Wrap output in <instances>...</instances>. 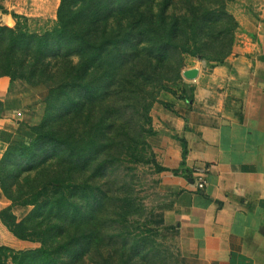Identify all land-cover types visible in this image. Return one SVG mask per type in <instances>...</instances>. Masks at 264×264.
Instances as JSON below:
<instances>
[{
  "label": "rangeland",
  "instance_id": "obj_1",
  "mask_svg": "<svg viewBox=\"0 0 264 264\" xmlns=\"http://www.w3.org/2000/svg\"><path fill=\"white\" fill-rule=\"evenodd\" d=\"M0 3L1 26L42 34L56 27L62 0ZM67 5L81 8L79 19L94 13L90 33L80 47L62 39L44 49L52 64L61 56L66 70L90 68L87 79L96 96L87 99L79 86L51 94L55 77L35 85L21 80L38 97L31 104L38 122L20 121L15 134L0 129L8 142L0 187L6 197V191L24 199L40 191L42 197L40 204L25 206L8 199L19 222L30 219L29 239L14 236L4 218L0 238L3 243L12 237L15 252L39 248L43 241L54 252L29 255L26 264H130L131 253L154 250L158 212L170 200L161 192L159 176L166 170L159 169V153L170 144L171 120L193 97L197 81L188 70H199V78L252 41V23L264 25V0ZM3 112L0 101V121ZM41 124L45 141L30 130Z\"/></svg>",
  "mask_w": 264,
  "mask_h": 264
},
{
  "label": "crops",
  "instance_id": "obj_2",
  "mask_svg": "<svg viewBox=\"0 0 264 264\" xmlns=\"http://www.w3.org/2000/svg\"><path fill=\"white\" fill-rule=\"evenodd\" d=\"M252 24L254 39L236 54L199 78L188 70L193 97L159 153L170 200L158 212L154 250L141 249L132 264H264V25ZM37 98L23 81L0 77V129L15 134L20 121L36 124ZM7 150L0 137V163ZM184 150L189 177L173 173ZM196 167L205 169L204 185ZM9 205L0 187V210Z\"/></svg>",
  "mask_w": 264,
  "mask_h": 264
},
{
  "label": "trees",
  "instance_id": "obj_3",
  "mask_svg": "<svg viewBox=\"0 0 264 264\" xmlns=\"http://www.w3.org/2000/svg\"><path fill=\"white\" fill-rule=\"evenodd\" d=\"M0 9L4 10L1 3ZM80 13L81 8L79 6H77L76 9H73L67 5V0H62L58 11V23L51 31L38 34L35 32L24 31L19 28L16 29L0 25V77L7 76L11 80H23L30 85L45 81L48 77H55V89H51V94L65 92L70 88L69 86H79L84 89L85 97L87 99L91 100L94 98L96 94L93 92L92 83L87 79L88 75L92 73L90 68L85 69L84 72H81V69L66 70L61 66V56L58 57L56 64H52L51 61L48 60L49 55L44 49L45 46L47 47L53 42L57 45L62 44V39H69V41L72 40L75 45L74 47H80L81 43L85 42L87 33H90L91 31L89 26L92 25L89 21L94 17V13H92L90 15L91 18H85V16L88 15L85 12L81 17V19L85 21H82L78 17ZM13 15L17 19L23 18L15 13ZM66 57L69 58L68 55H66ZM55 67L56 69L53 70ZM57 73H61L63 76H58ZM52 74L56 75L50 76ZM58 79L60 80L58 81ZM44 125L45 124H41L30 128L31 131L38 134V139L43 141L46 140L47 136L43 133L45 130ZM185 159L186 152L184 150L183 161L178 169L173 170L174 174L185 175L187 177L191 176L192 171L190 173L185 167ZM159 169L161 171L167 170L164 167H159ZM41 193L42 192L40 191L34 193L32 195H35L33 199L29 198V196L24 199L23 195L15 197L6 191L8 199L13 201V204H11L12 206L19 203L23 206L40 204V197H42ZM0 218H4V222L10 228V232L14 236L22 240L29 239L27 224L30 219H25L19 222L16 216L12 213L11 206L0 211ZM14 241L15 240H13L12 237H7L2 243L0 238V264H14L15 262L18 263V260H20L18 264H26L29 255L50 257L54 253L43 248L46 243H44V241L41 242V247L39 248H32L29 250L22 249L15 252L13 248L14 246H12ZM134 254L136 253H131V255L128 256L129 262H132ZM11 258L12 261H9Z\"/></svg>",
  "mask_w": 264,
  "mask_h": 264
},
{
  "label": "built area",
  "instance_id": "obj_4",
  "mask_svg": "<svg viewBox=\"0 0 264 264\" xmlns=\"http://www.w3.org/2000/svg\"><path fill=\"white\" fill-rule=\"evenodd\" d=\"M193 174H195L198 177L199 182L204 185L206 183V178H205V169L202 167H196L193 170Z\"/></svg>",
  "mask_w": 264,
  "mask_h": 264
}]
</instances>
